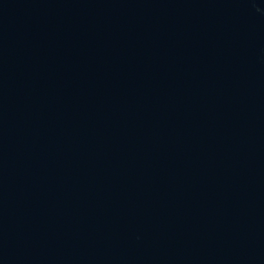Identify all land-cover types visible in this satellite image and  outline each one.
<instances>
[{"label":"water","instance_id":"95a60500","mask_svg":"<svg viewBox=\"0 0 264 264\" xmlns=\"http://www.w3.org/2000/svg\"><path fill=\"white\" fill-rule=\"evenodd\" d=\"M0 264H264V0H0Z\"/></svg>","mask_w":264,"mask_h":264}]
</instances>
